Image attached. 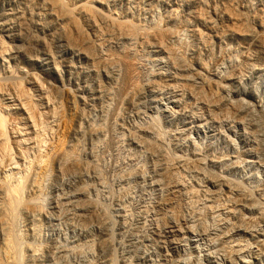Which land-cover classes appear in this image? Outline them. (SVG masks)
Instances as JSON below:
<instances>
[{
    "label": "rangeland",
    "instance_id": "rangeland-1",
    "mask_svg": "<svg viewBox=\"0 0 264 264\" xmlns=\"http://www.w3.org/2000/svg\"><path fill=\"white\" fill-rule=\"evenodd\" d=\"M0 119L3 262L264 264V0H0Z\"/></svg>",
    "mask_w": 264,
    "mask_h": 264
},
{
    "label": "bare ground",
    "instance_id": "bare-ground-1",
    "mask_svg": "<svg viewBox=\"0 0 264 264\" xmlns=\"http://www.w3.org/2000/svg\"><path fill=\"white\" fill-rule=\"evenodd\" d=\"M4 121H2L1 119H0V137L2 136V135H4V123H3ZM0 146H2V145H0ZM3 147V146H2ZM4 148V147H3ZM69 163V162H68ZM6 187V186H5ZM13 189V188H12ZM5 192V191H4ZM14 192V191H13ZM3 193V192H2ZM11 193V192H10ZM8 196H10L9 194L8 195H6V197L5 196H3V197H5V198H8ZM16 196V195H15ZM12 198H13V196H12ZM9 199H10V197H9ZM17 200V199H16ZM7 201V200H6ZM19 203V202H18ZM9 204H12V202H10ZM16 205V204H15ZM19 205V204H18ZM12 208V207H11ZM10 233H11V231H10ZM13 243V242H12ZM11 242H8L7 244H6V249H7V251L8 252H10L13 248H14V244H12ZM17 244V243H16ZM18 247V246H17ZM20 255V254H19ZM19 255L18 256H9V258H11V260H9L8 262H3L2 260V258H0V264H20L21 263V258H19Z\"/></svg>",
    "mask_w": 264,
    "mask_h": 264
}]
</instances>
